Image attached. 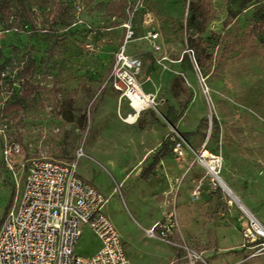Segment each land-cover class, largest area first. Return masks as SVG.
I'll list each match as a JSON object with an SVG mask.
<instances>
[{"label":"rangeland","instance_id":"374dc122","mask_svg":"<svg viewBox=\"0 0 264 264\" xmlns=\"http://www.w3.org/2000/svg\"><path fill=\"white\" fill-rule=\"evenodd\" d=\"M1 2L12 15L0 19V227L31 160L75 161L77 174L104 193L128 264H264V247L244 237L250 219L211 173L264 226V35L233 45L264 14V0ZM123 46L141 61L136 80L154 99L133 120L112 85ZM27 58L39 89L12 122L2 109L18 94ZM170 133L182 155L172 147L144 180L141 169ZM7 144L19 146L11 165ZM168 214L175 246L144 231ZM99 246L84 225L76 253L87 258Z\"/></svg>","mask_w":264,"mask_h":264},{"label":"built area","instance_id":"2783aa9c","mask_svg":"<svg viewBox=\"0 0 264 264\" xmlns=\"http://www.w3.org/2000/svg\"><path fill=\"white\" fill-rule=\"evenodd\" d=\"M132 36L133 31L128 30L125 42ZM149 37L155 39L157 34L150 32ZM117 64L113 88L131 105L139 85L136 75L141 61L126 55L123 46L117 54ZM148 98V106L154 107V99L149 95ZM148 106H140L130 115L136 118ZM173 150L182 155L180 140L175 142ZM18 152L17 144H7L3 148V158L11 165V157ZM83 155L82 149L77 150L76 160ZM24 168L22 164L21 170ZM23 172L19 198L7 211L0 227V264H128L119 233L103 212L106 197L77 174L75 161L35 158ZM84 225H88L100 241L99 249L87 258L75 251ZM174 226L173 216L168 214L163 223H154L144 231L150 238L158 237L175 246L167 239ZM244 237L251 246L257 243L264 247L261 241L264 240V227L251 223Z\"/></svg>","mask_w":264,"mask_h":264},{"label":"trees","instance_id":"16d2710c","mask_svg":"<svg viewBox=\"0 0 264 264\" xmlns=\"http://www.w3.org/2000/svg\"><path fill=\"white\" fill-rule=\"evenodd\" d=\"M232 3H237L239 7H243L249 2V0H230ZM12 15V10L7 3H3L0 0V19L6 21ZM264 35V14L260 15L258 20L249 28L247 34L233 42L234 47L242 45H250L258 37ZM1 57V55H0ZM4 66V62L0 64V69ZM35 71L34 61L27 58L23 66L18 72V94L8 102L2 109V113L11 116V121L16 122L23 112L34 103L35 94L38 91V86L32 83L33 73ZM186 103V102H185ZM191 133H183L181 136L184 140L189 141ZM174 139V140H172ZM179 139L170 133L160 144V149L154 154L151 163L146 169L141 171L140 177L146 178L152 168L158 163L160 158L166 155L165 149L172 148L176 141Z\"/></svg>","mask_w":264,"mask_h":264},{"label":"bare ground","instance_id":"6f19581e","mask_svg":"<svg viewBox=\"0 0 264 264\" xmlns=\"http://www.w3.org/2000/svg\"><path fill=\"white\" fill-rule=\"evenodd\" d=\"M137 86L138 87H137L135 95H134L135 97H133L132 104L130 105L131 108H133L134 112L138 111L140 106L144 107V106L150 105V99L148 98V95L142 90V88L139 85H137ZM129 118L132 119V120L134 119L133 115H130ZM214 177L217 180L218 184L221 186V188L232 199V201L235 202L237 204V206L248 216V218L250 219L251 223L255 227L262 226L259 223V221L250 214V212L247 209V207H245V205H243V203L241 201H238L234 197V194H232L231 190L226 186V184L223 181V179L220 176H218L217 174ZM262 227H264V226H262Z\"/></svg>","mask_w":264,"mask_h":264},{"label":"crops","instance_id":"0c3cea01","mask_svg":"<svg viewBox=\"0 0 264 264\" xmlns=\"http://www.w3.org/2000/svg\"><path fill=\"white\" fill-rule=\"evenodd\" d=\"M149 111H151V110H149ZM131 112L133 113L132 110H131ZM131 112H130V113H131ZM132 113H131V114H132ZM136 117H137V116H136ZM168 135H169V134H168ZM168 135H167V136H168ZM167 136H165V137L162 139V141H163ZM162 141H161V142H162ZM160 144H161V143H160ZM159 149H160V146H159V148L155 151V153H156ZM170 149H171V148H166V149H165V153H166L165 156H167V155L169 154ZM155 153H154V154H155ZM165 156H164V157H165ZM164 157L160 158V160L158 161V163H159ZM151 161H152V160H151ZM151 161H150L146 166H144V167L141 169V171L144 170V169H146L147 166L151 163ZM158 163H156V165L152 168V170L149 172L148 176H147L146 178H144V180L147 179V178L152 174V172L154 171V169H155V167L158 165ZM81 178H82V177H81ZM82 179H83V178H82ZM84 180H85V179H84ZM85 181H86V180H85ZM87 182H88V181H87ZM88 183H89V182H88ZM91 185H92V184H91ZM92 186H93V185H92ZM95 188H96V187H95ZM96 189H97V188H96ZM97 190H98V189H97ZM98 191H100V190H98ZM100 192H101V191H100ZM101 193H102V192H101ZM102 194H104V193H102ZM103 212H104V214L108 217V215H107V214L105 213V211H104V208H103ZM108 218H109V217H108ZM109 220L111 221L110 218H109ZM111 222H112V221H111ZM112 224H113V222H112ZM152 224H153V223H152ZM152 224H151V225H152ZM113 225H114V224H113ZM151 225H150V226H151ZM150 226H149V227H150ZM149 227H148V228H149ZM115 228H116V227H115ZM116 230H117V229H116ZM123 246H124V245H123ZM99 247H100V246H99ZM99 247L96 249V251L99 249ZM96 251H95V252H96ZM95 252H94V253H95Z\"/></svg>","mask_w":264,"mask_h":264}]
</instances>
